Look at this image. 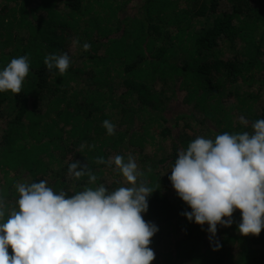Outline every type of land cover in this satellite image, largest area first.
<instances>
[{
  "label": "trees",
  "instance_id": "obj_1",
  "mask_svg": "<svg viewBox=\"0 0 264 264\" xmlns=\"http://www.w3.org/2000/svg\"><path fill=\"white\" fill-rule=\"evenodd\" d=\"M65 53L67 71H48L45 57ZM20 56L21 92H0V223L19 210L20 183L68 196L131 187L97 162L131 155L137 185L155 189L142 213L158 228L152 264H264V229L242 235L237 209L210 239L169 179L197 137L251 134L264 119V0H0V71ZM73 161L96 182L70 177Z\"/></svg>",
  "mask_w": 264,
  "mask_h": 264
},
{
  "label": "clouds",
  "instance_id": "obj_2",
  "mask_svg": "<svg viewBox=\"0 0 264 264\" xmlns=\"http://www.w3.org/2000/svg\"><path fill=\"white\" fill-rule=\"evenodd\" d=\"M83 49L90 45L84 43ZM44 64L48 71L55 68L63 75L70 58L66 53L51 54ZM28 71L27 56L13 58L0 71V92L20 93ZM240 122L247 125L243 117ZM102 126L108 135L114 134L110 121ZM251 128V134L223 133L214 141L197 137L179 152L171 169L174 190L192 210L183 215L198 225L208 224L210 239L218 224L231 226L237 209L242 235L258 236L264 229V119ZM97 162H114L131 187L109 191L101 184L68 196L64 191L57 194L43 180L16 185L19 210L0 223V264H152L155 253L149 245L158 228L142 213L155 189L137 185V164L131 155L127 162L120 155ZM68 175L76 180L87 176L89 184L97 180L78 161L69 164ZM219 247L217 243L214 250Z\"/></svg>",
  "mask_w": 264,
  "mask_h": 264
}]
</instances>
